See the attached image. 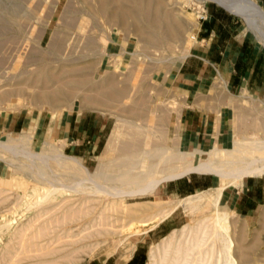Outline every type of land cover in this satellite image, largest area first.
Masks as SVG:
<instances>
[{
	"label": "rangeland",
	"instance_id": "1",
	"mask_svg": "<svg viewBox=\"0 0 264 264\" xmlns=\"http://www.w3.org/2000/svg\"><path fill=\"white\" fill-rule=\"evenodd\" d=\"M259 27L212 0H0V264H147L169 234L206 223L210 201L192 214L172 212L186 195L171 197L165 183L127 197L74 185L86 169L117 175L138 163L135 172L145 171L159 150H198V160L241 138L264 140V94L230 90L215 72L191 95L176 80L182 64L213 59L200 42L203 29L222 31V42L246 39L264 54ZM196 98L204 115L221 119L218 145L180 142L181 113ZM70 123L86 134L78 146H68ZM64 157L85 169L61 163ZM188 177L204 183L191 195L225 181L201 172L181 179ZM48 187L60 193L28 205ZM219 209L231 213L236 264H264V208L245 216L222 201ZM162 216L168 218L159 224Z\"/></svg>",
	"mask_w": 264,
	"mask_h": 264
},
{
	"label": "bare ground",
	"instance_id": "2",
	"mask_svg": "<svg viewBox=\"0 0 264 264\" xmlns=\"http://www.w3.org/2000/svg\"><path fill=\"white\" fill-rule=\"evenodd\" d=\"M212 1L237 16L242 17L250 26L252 22H258L260 25L259 28L262 29H259L260 33L262 34L264 32V14L257 7V2L251 0ZM47 96L44 97L47 100L46 102H55V104L57 101L59 102L58 99ZM23 137H20V139L24 143L26 137ZM112 140L113 137L109 144L112 143ZM28 141L31 142L30 139ZM110 151L111 146L108 147L106 152L109 153ZM201 153L198 150L190 152L177 150L173 154H168L165 150H159L156 156L158 158L157 162L151 165L147 164L149 167L145 171H140L141 173L135 172L138 163H133L128 172H122L123 174L117 175L110 174V171L107 172L106 170L105 172L102 170L99 175L92 176L86 169L83 178L73 185L82 187V190L90 195L110 193L115 196L123 195L127 197L131 196L128 192H131L135 196L145 193L153 194L161 184L179 179L191 172L209 173L215 177H221L225 181L220 186L200 191L176 201V205L171 210L172 212L182 208L185 211L188 210L190 213H195L202 206H205L204 204L207 200L214 206V211H212L210 216L206 215L208 216L206 223L200 222L193 228L188 224L181 230H176L172 234H169L170 237L163 243V250L161 247L156 246L157 250H151L147 264H207V262L209 264L212 260V264H236L232 256V241L229 233L231 213L220 210L219 204L225 189L240 186L242 181L247 177H256L264 174V140L241 138L239 141H232L230 148L213 147L209 152L204 153L206 155L205 158H197L198 160H196L195 157ZM177 155L180 158H176ZM105 159L108 160L107 157ZM60 160L63 164H68L74 169L77 168L76 170L79 167H83L76 158L64 157ZM103 163L105 166L106 162L104 161ZM83 169L85 168L83 167ZM118 172L120 171L118 170ZM155 175L156 177H152L155 179H152L151 176ZM57 192V188L53 190V188L48 187L34 202H28L29 204H27L29 206L43 204L51 200ZM58 193H60V189ZM167 218L168 216H162L158 223L161 224ZM210 243L211 245H209ZM131 253L127 256L128 259L131 258ZM175 253L176 256H173Z\"/></svg>",
	"mask_w": 264,
	"mask_h": 264
},
{
	"label": "crops",
	"instance_id": "3",
	"mask_svg": "<svg viewBox=\"0 0 264 264\" xmlns=\"http://www.w3.org/2000/svg\"><path fill=\"white\" fill-rule=\"evenodd\" d=\"M259 1L263 2L264 9V0ZM205 13L207 14V11ZM208 28L203 29L201 34L203 37H199V39L201 43L211 46L214 57L208 62L197 58L200 63H197L195 68L188 63L182 64L176 79L181 83L182 89L191 95L193 91L196 92L199 89L202 83L211 79L215 72L223 76L224 83L230 90L236 91L239 88L247 87L256 94H264V54L261 49L246 39L233 38L232 36L222 42V31L218 32L213 28ZM191 106L183 110L180 116L178 131L181 144L187 147H203L207 143L214 144L215 141V144L218 145L224 141L225 133L221 119L216 120L210 113L204 115L198 98L194 100L193 107ZM75 127L70 123L67 133L63 132L67 134V139L71 140L68 146H78L79 141L86 138V134L77 131ZM192 178L193 181L188 177L187 180L180 178L165 183L164 188L171 197L189 196L194 189L200 188L199 185L204 184L198 182L197 177ZM208 186L207 184L205 187ZM227 189L223 191L220 203L224 201L231 211L239 215L251 216L264 208V174L247 177L240 186L233 187L234 190L229 193H226Z\"/></svg>",
	"mask_w": 264,
	"mask_h": 264
},
{
	"label": "water",
	"instance_id": "4",
	"mask_svg": "<svg viewBox=\"0 0 264 264\" xmlns=\"http://www.w3.org/2000/svg\"><path fill=\"white\" fill-rule=\"evenodd\" d=\"M257 7L260 9V11L264 14V10L262 9V7H260L259 5H257Z\"/></svg>",
	"mask_w": 264,
	"mask_h": 264
}]
</instances>
